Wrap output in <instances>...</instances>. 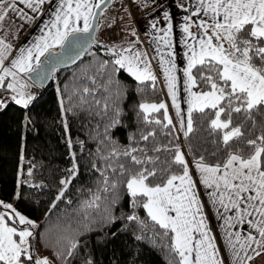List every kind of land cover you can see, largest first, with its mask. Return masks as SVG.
I'll return each instance as SVG.
<instances>
[{
    "label": "snow or ice",
    "instance_id": "obj_1",
    "mask_svg": "<svg viewBox=\"0 0 264 264\" xmlns=\"http://www.w3.org/2000/svg\"><path fill=\"white\" fill-rule=\"evenodd\" d=\"M112 2L0 0V113L19 107L22 129L35 132L31 113L43 98L33 90L36 82L42 85L60 63H75L96 45L107 58L98 61L95 73L85 70L71 91L56 87L70 166L50 207L64 200L72 204L66 193L83 167L95 174L88 197L80 202L85 227L99 232L104 246L128 235L133 245L126 244L127 264H138L139 243L164 251L167 264H225L195 172L223 222L232 264H251L264 255V0H170L167 5L164 0H131L138 8L154 5L146 33L156 45L175 119L163 101L141 100L132 105L131 117L125 112L129 85L121 74L131 78L141 96L156 90L157 76L148 52L137 47L142 42L131 25L124 26L134 38L127 46L97 40L99 19ZM125 11L131 19V10ZM26 29L38 34L17 46ZM129 119L134 130L121 142L117 131L127 129ZM73 123L80 125L83 138L73 135ZM36 170L22 146L14 201L21 199V185L47 187L32 181ZM39 228L14 203L0 199V264H70L77 259L97 264L78 229V235L65 237L56 260L39 255ZM119 259L113 250L112 264Z\"/></svg>",
    "mask_w": 264,
    "mask_h": 264
},
{
    "label": "trees",
    "instance_id": "obj_2",
    "mask_svg": "<svg viewBox=\"0 0 264 264\" xmlns=\"http://www.w3.org/2000/svg\"><path fill=\"white\" fill-rule=\"evenodd\" d=\"M99 41L103 44H111ZM101 58L107 57L102 51L98 52L97 46L94 45L74 65L58 69L44 89L34 85L33 90L40 92L43 97L31 113L34 117L35 132L22 129L23 113L19 107L10 106L3 113H0V199L6 202L13 201V195L17 191V170L20 164L21 147L23 146L24 155L29 159L34 158V162L37 164V170L32 178L33 182L43 183L47 186L43 189H35L21 185V199L15 201L18 210L40 225L37 230L39 235L36 242L38 251L56 260L54 253L64 249L67 244L65 237L78 235V232L75 231L78 229L79 233H83L79 234V239L81 242H87L88 251L94 253L97 264H112L113 250H115V256L120 257L116 264H127L130 258L127 256L129 249L126 244L133 245V241L128 235L104 246L98 240L101 234L97 231L89 232L85 227L86 221L83 219L84 213L80 210V202L89 195L87 189L93 186L94 173H89L87 169L82 167V174L73 181L66 193V198L72 200V204H68L67 200H64L59 202L56 208L50 207L60 186L59 180L65 175L64 170L70 166L67 149L62 139L63 130L59 124L60 110L57 102V84L61 88L67 86V89L71 91L77 78L82 77L85 70H88L89 74L95 73V66ZM119 78L129 85V95L123 103L125 112L129 117L132 115L130 111L132 105L141 100L156 103L166 102L165 93L158 81L155 91L149 90L146 95L141 96L134 92V82L130 77L121 74ZM125 123L129 127L117 131L121 142H126L125 136L134 130L130 119L126 120ZM72 132L74 136L79 135L83 138L82 129L78 123H73ZM183 143L184 141L181 140V144ZM26 170L27 165H25ZM140 214L141 216L144 215L142 211ZM138 248L140 252L137 257L138 264H167L164 251L154 249L147 243H139ZM83 252L84 249L82 248L81 255ZM56 264H60V262L57 260ZM70 264H80V261L79 259L72 260Z\"/></svg>",
    "mask_w": 264,
    "mask_h": 264
},
{
    "label": "crops",
    "instance_id": "obj_3",
    "mask_svg": "<svg viewBox=\"0 0 264 264\" xmlns=\"http://www.w3.org/2000/svg\"><path fill=\"white\" fill-rule=\"evenodd\" d=\"M157 2H159V0H157ZM169 2H170V0H164L165 5H167ZM153 7H154V5L151 7H148V8H143V7L138 8L135 4H133L131 2L129 7H123L121 9L120 17H122V19H121V21L123 23L122 28H124V26H126V25H131V27L137 29L138 35H139L140 39L142 40L143 44L146 46L147 51H149L150 54L155 57V63H156L155 71H156L157 81L159 83L161 82L165 86L166 82L164 79L163 71H162V68L159 66L158 58L156 57V52H155L156 45L153 43L152 37L146 33V29L148 32L151 31V29L148 28V21L151 19V13L153 11ZM125 8H128L131 10V19H129L128 13L125 11ZM135 9H137V11H138L137 15L133 14V11H136ZM172 10L176 11V9H174V8ZM176 20H180V17L177 16ZM161 26H166V25L162 22ZM125 29H127L129 31L131 30L130 28H124V30ZM124 30H123V32H124ZM193 31H195V29H193ZM34 33H35V29H26L21 34V37H20V40L18 41L17 46L23 45L25 42L30 41V38L33 37ZM174 33H175V38L178 40L180 38V32H179L178 27L174 28ZM35 34H38V33H35ZM155 35H159V33H155ZM143 39H145V42L143 41ZM181 48H182V45H178L177 51H180ZM41 59L43 60L44 58L42 57ZM178 61H180L179 57L177 59V64H178V66L182 67V64L178 63ZM177 74L181 78L180 97H181V101H183V98L185 96V93L183 91V76H182V72H178ZM167 100H168V98H167ZM172 115H173V118L175 119L174 114H172ZM194 175H195V173L193 172V178H194ZM217 238H218V235H217ZM220 238L222 239L223 244L225 246H227L226 241L224 239V230H223L222 226H220ZM251 264H252V262H251Z\"/></svg>",
    "mask_w": 264,
    "mask_h": 264
},
{
    "label": "rangeland",
    "instance_id": "obj_4",
    "mask_svg": "<svg viewBox=\"0 0 264 264\" xmlns=\"http://www.w3.org/2000/svg\"><path fill=\"white\" fill-rule=\"evenodd\" d=\"M125 7H129V6H125ZM121 9H120L119 12H121ZM135 10L136 11H133V14L137 15L138 11H137V9H135ZM128 33H129V30L125 29L124 32L122 33L121 39L119 41H115V42H119V43H122L124 46H127L128 42H130L131 40L134 39ZM139 39H140V37H139ZM140 41L142 42L141 39H140ZM143 41L145 42V39H143ZM137 47L138 48H142L143 50L147 51L146 46L143 44V42L141 44H138ZM147 52H148L149 58H151L152 68H153V70H154V72L156 74V71H155V67H156L155 57L153 55H151L149 51H147ZM178 63H181V61H178ZM160 84H161V87L163 88V91H164L165 96H166V103L169 104V111L171 112V114H174V109H172V107H171L170 97L167 94V86L166 85L164 86L161 82H160ZM167 98H168V100H167ZM182 107H185V105H183V103H182ZM174 117H175V115H174ZM181 140L183 141V137L182 136H181ZM194 179H197V187H198V189L200 191L201 199L205 201V212H206V215H207L208 223H209V226H210V228L212 230V233L216 237V242H217V244L219 245V247L221 249V255L224 256L225 264H232V255H231L230 251H226L227 246H225L223 244L222 239L220 238V226L222 225L223 222L216 215V209L211 207L210 204L208 203V198H207V196L205 194V190L203 189V186L199 184V180H198V178L196 176V173L194 175ZM19 191H20V188H19ZM11 203L15 204V201L13 200V201H11ZM217 235H218V238H217ZM38 253H39V255L46 256L40 251H38Z\"/></svg>",
    "mask_w": 264,
    "mask_h": 264
},
{
    "label": "built area",
    "instance_id": "obj_5",
    "mask_svg": "<svg viewBox=\"0 0 264 264\" xmlns=\"http://www.w3.org/2000/svg\"><path fill=\"white\" fill-rule=\"evenodd\" d=\"M131 0H116L106 10L105 15L102 19V28L100 29L97 38L107 43H113L119 41L122 37V28L119 21V11L124 6H129ZM115 19L117 22L114 27H107L112 20ZM252 264H264V255H261L252 261Z\"/></svg>",
    "mask_w": 264,
    "mask_h": 264
},
{
    "label": "water",
    "instance_id": "obj_6",
    "mask_svg": "<svg viewBox=\"0 0 264 264\" xmlns=\"http://www.w3.org/2000/svg\"><path fill=\"white\" fill-rule=\"evenodd\" d=\"M110 4H111V3H110ZM110 4H108L107 7H109ZM94 35L96 36V35H97V32H95ZM93 46H94V45H93ZM93 46L90 47V48H88L86 51H84V52L81 54V56H82L83 54L87 53L89 50H91V49L93 48ZM57 51H59V49H58ZM65 59H67V57H65ZM78 59H79V58H78ZM78 59L76 60V62L78 61ZM76 62H75V63H76ZM75 63H71V62L60 63V64L58 65V69H62V68L70 67V66L74 65ZM58 69H57V70H58ZM46 70H47V69H45V71H46ZM57 70H56V71H57ZM56 71H55V72H56ZM55 72H52L50 78L44 80L42 85L40 84L39 81H37L36 84H35V86L38 87V88H40V89H44V88L50 83V81L52 80V78H53ZM33 75H35V74H33Z\"/></svg>",
    "mask_w": 264,
    "mask_h": 264
}]
</instances>
